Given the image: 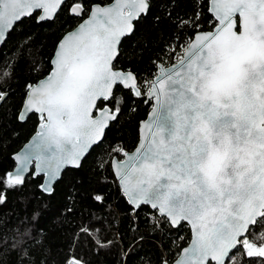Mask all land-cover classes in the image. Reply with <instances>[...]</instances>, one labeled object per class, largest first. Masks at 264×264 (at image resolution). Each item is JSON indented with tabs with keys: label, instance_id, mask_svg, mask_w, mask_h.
<instances>
[{
	"label": "snow or ice",
	"instance_id": "6c2138e0",
	"mask_svg": "<svg viewBox=\"0 0 264 264\" xmlns=\"http://www.w3.org/2000/svg\"><path fill=\"white\" fill-rule=\"evenodd\" d=\"M61 14L77 24L62 32L50 52L25 34L29 22L51 27ZM18 29L24 39L5 53ZM228 29L264 42V0H0V155L6 140L19 136L18 129L34 125L23 147L9 154L12 165L0 163V207L19 197L31 208L30 181H39V195L52 199L69 171L80 174L58 207L44 205L42 215L22 221L39 216L43 236L53 216L81 217L66 240L50 238L60 250L59 264H98L86 257L106 255L113 245L121 247L128 264L148 240L161 241L159 264H264V206L242 222L243 230L219 257L202 253L196 240L198 231L215 230L219 219L203 221L232 203L226 194L243 187L245 177L251 176L249 186L259 182L264 189V60L245 63L235 90L219 99L212 96L203 70L199 77L184 79L176 62L183 39L205 30L213 39ZM136 41L143 42L133 47ZM141 105L148 109L143 119ZM122 117L135 124L131 148L121 135ZM85 128L91 137L86 145ZM105 144L107 162L101 160L98 171L110 181L98 179L90 186L84 165ZM226 144L233 153L210 171L214 155ZM249 147L256 151H246ZM69 156L77 162L65 163ZM113 184L132 233L126 247L124 235L99 242L92 236L110 217L115 223ZM78 201L84 207H77ZM186 227L188 246L176 245L172 252L171 244L183 241L180 233ZM165 252L174 258L171 262ZM11 264L36 262L25 246Z\"/></svg>",
	"mask_w": 264,
	"mask_h": 264
},
{
	"label": "trees",
	"instance_id": "16d2710c",
	"mask_svg": "<svg viewBox=\"0 0 264 264\" xmlns=\"http://www.w3.org/2000/svg\"><path fill=\"white\" fill-rule=\"evenodd\" d=\"M76 24V20L70 19L65 14H61V17L57 20L56 24L51 27L46 26L44 28H40L29 22L28 26L25 28V34H32L35 36L36 42L44 46L45 49L50 52L53 44L56 43L58 38L62 35V32L65 30H71L76 26ZM61 26H63V28ZM22 39H24V37L20 35V30L18 29L17 33L14 34V39L9 42L8 46L4 49V52L7 53L18 40ZM191 39L192 38L183 39L181 48L176 52V61L182 57V54ZM142 42L143 41L133 42V47H136L138 43ZM14 100H19V93H17V96L14 97ZM147 111L148 109L141 105L139 118L143 119V114ZM33 126V123L29 122L23 128L18 129V137L13 136L6 140L2 149L3 154L0 155V163H2L5 167H10L12 165L13 162L8 158L9 154L16 152L21 148V146L27 141ZM120 126L122 128L121 135L131 148L136 142L135 124L130 121L129 117H122ZM106 148L107 144L93 151L91 155L88 156L87 162L84 165V178L89 182L90 186H94L98 179L101 182L106 180L110 181V177L107 173L98 171V166L100 169L103 168L100 161L104 160L107 162V156L105 155ZM79 176L80 174L69 171L65 175L64 180L57 186L56 195L52 199L39 195V181H30L26 189L27 196L31 197V195L35 194L34 201L31 199L27 200V203L32 205L31 208H27L26 203L21 202L19 197L17 199H13L12 203L8 207H0V264H11V258L13 256L19 258L23 255L25 246L29 248L31 257L35 260L36 264H59L61 258L60 250L52 246L50 238L54 234L60 241L66 240L70 237L74 225L80 223L81 217L69 216L65 219L63 216H53L52 220L44 226L46 235L43 236L40 234L41 230L38 227L40 222L39 216H37L35 220H31L30 223L22 221L25 216L31 218L37 212L42 215L46 211L43 207L44 205H48L53 208L58 207L64 201V194L66 190H69V184L72 183L74 178L78 180ZM118 200L119 195L115 191V185L113 184L112 216L115 218V223L112 222L110 217L108 221L99 225L100 233L97 234L96 232H93L92 236L94 238H98L97 242H99V240L104 239L119 240L120 236L124 235L123 246L126 247L130 244L132 233L128 232L130 225L123 219L124 213L120 211L123 204L121 203L118 205ZM77 207H84V202L78 201ZM142 215L144 214L142 213ZM87 218V215L83 217V219ZM57 220H59V223ZM26 231L28 232L27 235H25ZM141 231H145V229H141ZM180 235L184 239L183 241L176 239L174 243L171 244L170 248L172 252H175L176 245H182L183 247L187 245V242L190 240L191 233L186 227ZM172 236H175V234L173 233ZM21 240H23V244L19 243ZM168 242L169 238H166L163 243L167 245ZM89 247H95V245L90 244ZM138 249V255L129 259L128 264H159V254L164 251L160 240H148L142 246H138ZM133 252L135 253L136 250L134 249ZM123 255L124 253L121 251V247L113 245L111 250L108 251L106 255L94 257L89 254L86 258L96 259L98 260V264H124L122 260ZM165 255L169 257L170 262L174 259L168 252H165Z\"/></svg>",
	"mask_w": 264,
	"mask_h": 264
},
{
	"label": "water",
	"instance_id": "95a60500",
	"mask_svg": "<svg viewBox=\"0 0 264 264\" xmlns=\"http://www.w3.org/2000/svg\"><path fill=\"white\" fill-rule=\"evenodd\" d=\"M205 33L206 31L192 38L182 57L176 62L180 72L183 73L181 78L184 79L193 76L199 77L203 70L212 96L219 99L235 90L243 78L245 63L264 60V42L249 38L243 30L238 36L228 29L213 39H209ZM90 43V37H86L85 45ZM213 68H215V72H213ZM86 133L87 129L85 128L81 133L84 145L88 144L91 139ZM65 147L70 148L69 145H65ZM233 151L230 144H226L224 152L217 151L210 165V171L218 169L219 163L226 157H230ZM246 151L255 152L256 149L249 147ZM76 162L71 156L65 160V163ZM250 178L251 176L245 177L243 187H233L231 192L226 194V198L228 195L232 197L231 204L220 211L214 209L203 221L207 224L215 216L221 222L215 225V230H209L204 235H201L200 231L197 232L196 240L202 253L206 251L208 254L219 257L224 247L234 241L236 233L243 230L245 225L242 222H246L253 214H259L260 207L264 206V189L260 188L259 182L249 186ZM129 191L130 189L123 192L126 198L129 197ZM188 255L194 256L195 251L190 250Z\"/></svg>",
	"mask_w": 264,
	"mask_h": 264
},
{
	"label": "rangeland",
	"instance_id": "374dc122",
	"mask_svg": "<svg viewBox=\"0 0 264 264\" xmlns=\"http://www.w3.org/2000/svg\"><path fill=\"white\" fill-rule=\"evenodd\" d=\"M249 249L252 250V251H255L256 249L254 248V246L252 245H249Z\"/></svg>",
	"mask_w": 264,
	"mask_h": 264
}]
</instances>
